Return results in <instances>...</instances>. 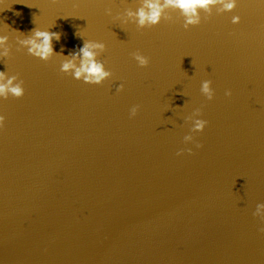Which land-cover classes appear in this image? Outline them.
I'll list each match as a JSON object with an SVG mask.
<instances>
[{
  "label": "water",
  "instance_id": "1",
  "mask_svg": "<svg viewBox=\"0 0 264 264\" xmlns=\"http://www.w3.org/2000/svg\"><path fill=\"white\" fill-rule=\"evenodd\" d=\"M232 2L141 26L148 0H0V83L25 91L0 96V264H264V0Z\"/></svg>",
  "mask_w": 264,
  "mask_h": 264
},
{
  "label": "clouds",
  "instance_id": "2",
  "mask_svg": "<svg viewBox=\"0 0 264 264\" xmlns=\"http://www.w3.org/2000/svg\"><path fill=\"white\" fill-rule=\"evenodd\" d=\"M54 2H59V0H54ZM216 2L217 0H164V3L161 4L160 0H148V3L145 6L147 8V11H145V8H141L138 11L137 15L141 26H144L146 24L158 26L161 22L164 8L172 6L181 9L185 13V15L188 17L187 25L198 26V18H192L194 16L198 17L197 8L209 9V6L214 5ZM236 6V2L235 0H233L232 3L226 4L225 7L227 10H233L236 8ZM108 14H110V10H108ZM17 15H19V13H17ZM240 22V17H233L234 24H239ZM187 25L185 26L186 28ZM35 35L40 38L41 43L37 44L35 43V41H30V43L32 44L30 52L46 60L49 56L54 54L52 49V40L53 38L59 39V34L37 31ZM5 42L6 38L0 37V45L4 44ZM94 47L103 48V45H91L86 43L85 46L80 49L84 60L82 62V67L76 69V77L80 78L83 74L86 73L87 76L84 77L86 83L100 84L109 74L104 72L103 66L95 61L94 52L90 50ZM135 59L138 61L141 67L146 68L149 66L150 61L147 57L143 55H137ZM73 67V64L65 63L63 65V70L68 71ZM2 79H4V74L0 73V80ZM12 83V80H9L7 85L0 83V96H4L5 99H7L10 92L17 99L23 98V96L25 95L24 88L20 86L12 87ZM202 90L208 96L209 100H213L215 98V93L210 88L209 82L204 83ZM226 95L231 97V91H228ZM137 111L138 109H133L131 116L135 117L137 115ZM207 123V121L198 122V130L204 132L207 127ZM4 127L5 117L0 116V129H3ZM197 147H202V145L198 144ZM188 152L189 154H192L191 150H188ZM178 155H183V152L178 153ZM259 231L264 234V227H261Z\"/></svg>",
  "mask_w": 264,
  "mask_h": 264
}]
</instances>
